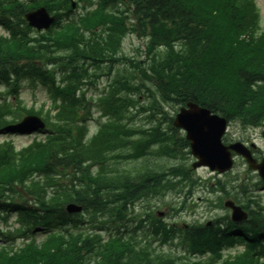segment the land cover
Returning <instances> with one entry per match:
<instances>
[{"label": "trees", "instance_id": "16d2710c", "mask_svg": "<svg viewBox=\"0 0 264 264\" xmlns=\"http://www.w3.org/2000/svg\"><path fill=\"white\" fill-rule=\"evenodd\" d=\"M110 1L113 8L110 13H103L102 3L103 14L97 13L98 18L89 15L75 19L69 0H30L29 3L13 0L7 4L0 0V23L12 33L11 39L0 38V83H11V90L15 91V86L27 75L38 76L37 79L46 84L54 83L63 69L67 78L62 90L53 86V91L60 92L64 100L56 106L58 118L55 119L63 125L52 123L54 131L46 144L25 153H16L10 144H0V220L8 222L11 212H18L24 226L19 231H22L21 237L38 225L49 229L60 220L77 219L64 211L67 200L82 203L84 209L93 214L103 216L109 211L117 214L126 203L139 198L136 195L145 191L148 183L161 185L165 174L133 178L126 170H116L113 172L116 176L109 177L105 175L109 170L105 165L109 153L115 149L133 147L139 153L153 142H159L161 151L173 154V159L180 156L189 142L178 134V128L171 126L174 116L170 115L168 106L175 109L194 101L228 120L237 119L244 125L264 124V33L257 31L258 14L251 0H126L124 11L118 10V0ZM40 5L54 11L57 19L48 31L36 30L38 35L35 36L24 13ZM64 15L68 21H63ZM101 21L110 31L105 39H97L96 28ZM130 28L139 30V35L148 39L142 61L147 67H141L140 72L159 87L166 107L158 105V118L169 121V132L157 126V131L148 133L144 139L132 140L124 135L126 131L120 129L122 126H118L104 129L92 143L85 144L84 128L77 121L79 113L76 112L85 106L79 87L86 73L83 66L93 60L108 58L112 61L110 52L117 49ZM85 30L90 34L86 36ZM161 44L168 47L164 53L157 50ZM136 77L137 73L128 74L114 90L106 102L107 113L121 116L132 104L117 96L122 92L120 88H135L139 83ZM139 88L136 86L137 90ZM156 105L157 101L153 107ZM11 113L10 105L0 106V128L11 121L8 118ZM118 131L123 133L116 135ZM84 162L101 165V173L92 176L90 166H84ZM58 166H74L77 172L86 173L88 179L80 180L82 188L73 194L55 189L54 196L48 197L47 190L53 188L52 178ZM181 167L185 169L177 171L187 176V167ZM175 168L171 171L175 172ZM31 177L34 180L46 177V182L28 184ZM186 179L193 184L190 176ZM17 185L35 195L33 205H29L23 193L14 191ZM233 226L236 225L231 224L229 228ZM239 227L247 249L222 264H264L261 260L264 214L251 210L249 219ZM59 235L51 233L41 244L32 241L16 251L1 247L0 264H171L162 256L138 258L127 253L124 244L117 242L107 246L100 243L97 236L80 234L67 239ZM0 236L7 241L14 238L11 231L0 230ZM187 239L207 249L215 245L218 250L213 253L217 257L221 256L223 242L229 246L237 242L227 232L218 235L210 229L190 230Z\"/></svg>", "mask_w": 264, "mask_h": 264}, {"label": "rangeland", "instance_id": "374dc122", "mask_svg": "<svg viewBox=\"0 0 264 264\" xmlns=\"http://www.w3.org/2000/svg\"><path fill=\"white\" fill-rule=\"evenodd\" d=\"M258 5L261 8V12H262V18H263V24H264V0H257ZM139 48L140 49V53H136L133 52L134 49ZM142 51H144V45L141 39H138L135 35H129L124 39V44H123V52L129 56H137L139 59H142L143 57V53ZM106 70H104L105 72ZM118 71H122L123 72V66H119L116 67L114 70L113 75H115V73H117ZM128 71L132 72V73H136L135 70L133 69H129ZM107 77L105 75L101 76L95 85H89L88 89L85 85H82L81 91L85 92L88 90V96H93V97H97L99 96V94L101 92H103V88L105 87V85L108 83L107 82ZM146 83L149 86H153L147 79H146ZM0 90H5V85H1L0 86ZM153 97L147 99V96L143 94H141V98H139L140 103H136V107H132V108H128L130 111L135 112L136 114H142V109H141V105H144V102L146 101H153V105L154 102L157 101V105L156 108L158 107V105L162 104L160 95L158 93L157 88H153ZM21 97L24 101V104L27 106H35L36 108H38L40 105H42L43 103H48V97L46 94V89L44 86L41 85V83L36 82L35 84L31 83L30 81L26 80L23 82L22 84V88H21ZM11 100V98H10ZM152 105V108H154ZM154 108V109H156ZM158 111L156 112L155 115L151 114L150 111H148L146 113V115H140L139 117H137L138 115H135L136 117L134 118L136 120V122L138 124L141 123V121H144V123H150L152 121H154L156 118H158ZM173 113V111H172ZM96 114H98V110L96 108H93L92 110V121L90 120L89 122V126L91 128V131L93 128L96 127L97 121L95 120V118H93ZM144 116V117H143ZM79 117H81V115L79 114ZM82 118V117H81ZM123 133V131H122ZM126 133V132H124ZM42 134H35V137H41ZM228 138H239L241 137L244 139H248V140H253L255 141V143H258L259 145H261L264 149V139L261 137L260 134V130L256 129V128H247V129H242L238 124H234L228 132L227 135ZM4 139H12L17 147H21L22 145L29 143L31 141V136H25V135H6V136H2L0 137V140H4ZM264 151V150H263ZM144 160L142 161H132V162H126V163H122L121 165H126L128 167H131L132 165H135V167H139L140 164H143ZM156 164L160 167V168H164L167 166H172L173 165V161H171L170 159L167 158H158V160L156 161ZM239 165L236 166V170L233 171L232 176L236 175L238 173H240L241 177H247L248 183H250V185H254L257 182V176L252 173L249 172V174L245 175V168L246 166L244 165V163L241 161L238 162ZM195 176L199 177L201 179L202 182H204V185L202 187L197 188V190L194 192L192 199L188 202L189 205H192L193 203L196 204V206L193 209H188V212H185V217L188 220H191L193 217L202 215L203 217L206 218H211L213 216H222L224 215L225 211L221 210L218 207H213V205L216 203L217 197L219 196L220 193H217L216 191H211V188L216 187L215 184V178L213 177L214 175L212 173H210L207 169L202 168L197 170ZM213 177V178H212ZM64 181L66 182L67 179H64ZM149 186L152 187V185L150 183H148ZM252 189H256V191L254 192L257 196L260 194L262 195V202L264 203V192H261L258 188V186H253ZM173 195L170 194L168 195L165 200L167 201H173L172 199ZM136 200H139L136 199ZM141 213L138 217L139 218H143L146 214H148V207L145 203H142L141 206ZM16 214L11 215V230H13L14 228L17 227V224H15L16 221ZM89 215H85V219H88ZM2 227V226H0ZM36 237L37 240L41 241L44 237L45 234L43 232H41V230H38L36 232ZM146 239H154V235L149 233L148 235L145 236ZM21 240L18 241V243ZM240 244H243L244 242H239ZM164 251L168 252L170 249H173V247L170 246H163ZM237 249H242L241 246H238ZM237 249H234V251H236ZM171 253H173V250L171 251Z\"/></svg>", "mask_w": 264, "mask_h": 264}, {"label": "water", "instance_id": "95a60500", "mask_svg": "<svg viewBox=\"0 0 264 264\" xmlns=\"http://www.w3.org/2000/svg\"><path fill=\"white\" fill-rule=\"evenodd\" d=\"M28 20L31 24L38 28L48 27L52 18L44 8H39L34 12L28 13ZM190 108H183L178 114L175 121L176 125L182 126L188 131V138L191 140L193 154L199 158L195 162L197 165H208L212 169L224 171L231 167L232 160L230 149L244 155L250 163L252 168H258L261 176L264 178V161L256 165L255 160L251 157V153L242 143L237 142L229 146H225L221 137L226 127V120L217 115H211L210 110L201 108L197 104L189 103ZM33 117H28L20 126H31L36 123ZM226 205L233 208V218L241 219L245 217V213L240 207H237L233 202H227ZM71 210L80 209L72 205L69 206Z\"/></svg>", "mask_w": 264, "mask_h": 264}, {"label": "bare ground", "instance_id": "6f19581e", "mask_svg": "<svg viewBox=\"0 0 264 264\" xmlns=\"http://www.w3.org/2000/svg\"><path fill=\"white\" fill-rule=\"evenodd\" d=\"M61 53H62V52H61ZM62 54H64V53H62ZM151 73H152L151 70H149V74H148V75H150ZM83 76L86 78V74H84ZM145 78H146V77H145ZM146 79H147V78H146ZM147 80L151 83V81H150L149 79H147ZM36 82L41 83L42 86H44V85H50V84H46V83L42 82V81L39 80V79L35 80V81L33 82V84H35ZM151 84L153 85L152 87L149 86V85H147V83H145V84H143L142 86H140V88H139L138 90L136 89V86H135V88H132V89H130V90L120 88V90H121L122 92H121V94H120L119 96H117V97H121V96H122V98L129 100L128 103H132V104H130L127 108H132L136 103H140L139 98H141V94H142V92H143L144 95L147 96V99H149V98H152V97H153V93H152V92H153V88H157V90H159V87H157V86H156L155 84H153V83H151ZM82 85H84V84H82ZM82 85H79V87L82 88ZM81 92H82V91H81ZM83 93H84V92H83ZM152 103H153V101H152ZM56 106H57V104L52 108V111H53L54 113L57 114ZM135 106H136V105H135ZM141 109H142V111H144V105H141ZM148 111H150L151 114L155 115L156 112L158 111V107H157L156 109L150 107V108L148 109ZM123 113H124V112H122L121 114H123ZM157 114L159 115V111H158ZM156 119H157V118H156ZM81 120H82V118L79 117V120H77V121L79 122V121H81ZM55 122H57V121L55 120ZM59 122H60V121H58L57 124H59ZM61 123H62V122H61ZM121 130H122V129H121ZM47 131H50V121H47ZM120 133H122V131H118V133H117L116 135H119ZM114 137H115V136H114ZM115 138H116V137H115ZM137 199H138V198H137ZM135 200H136V199H135ZM138 220H141V218H139ZM151 234H153L154 237H155V234H154L153 232H151ZM242 241H243V239H240L239 242H242ZM228 247H230V246L227 245V242H223L222 245H221V248H222V249H225V248H228Z\"/></svg>", "mask_w": 264, "mask_h": 264}]
</instances>
